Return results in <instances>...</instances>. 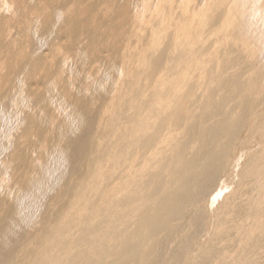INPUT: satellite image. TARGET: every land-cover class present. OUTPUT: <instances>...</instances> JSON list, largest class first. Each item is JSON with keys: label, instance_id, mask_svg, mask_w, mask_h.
<instances>
[{"label": "bare ground", "instance_id": "1", "mask_svg": "<svg viewBox=\"0 0 264 264\" xmlns=\"http://www.w3.org/2000/svg\"><path fill=\"white\" fill-rule=\"evenodd\" d=\"M0 264H264V0H0Z\"/></svg>", "mask_w": 264, "mask_h": 264}]
</instances>
